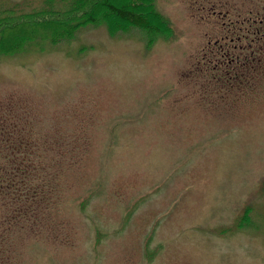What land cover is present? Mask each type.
I'll list each match as a JSON object with an SVG mask.
<instances>
[{"label": "rangeland", "instance_id": "obj_1", "mask_svg": "<svg viewBox=\"0 0 264 264\" xmlns=\"http://www.w3.org/2000/svg\"><path fill=\"white\" fill-rule=\"evenodd\" d=\"M14 6L43 0H0ZM155 7L172 32L152 44L102 23L0 53V130L14 134L0 137V264H264L263 35L254 68L205 93L187 78L235 14L262 30L264 0ZM13 143L43 159H13ZM20 163L40 194L7 227L3 177Z\"/></svg>", "mask_w": 264, "mask_h": 264}, {"label": "trees", "instance_id": "obj_2", "mask_svg": "<svg viewBox=\"0 0 264 264\" xmlns=\"http://www.w3.org/2000/svg\"><path fill=\"white\" fill-rule=\"evenodd\" d=\"M65 7L57 10L53 7L54 0H43V6L24 12L17 6L0 11V53L11 54L23 50L27 45L48 41L58 44L70 40L81 27L104 23L110 34L127 29H137L144 33V39L149 44L157 37L167 38L171 28L155 7V0H63ZM90 4L89 9H81L84 4ZM68 6V7H66ZM9 129L0 130V137L9 141L14 134ZM6 142V143H7ZM9 143V142H8ZM48 145V143H45ZM13 159L19 154L28 156L27 160L41 161V154L46 150L39 145L38 150L31 152L29 144L17 146L11 144ZM14 165L11 170L13 177H3V183L8 181L1 195H12L8 199L12 211L7 214V227L15 226L18 221L34 216L28 204L40 193L30 191L33 176L27 174L31 169L26 163ZM11 174V173H10ZM1 175V172H0Z\"/></svg>", "mask_w": 264, "mask_h": 264}, {"label": "flooded vegetation", "instance_id": "obj_3", "mask_svg": "<svg viewBox=\"0 0 264 264\" xmlns=\"http://www.w3.org/2000/svg\"><path fill=\"white\" fill-rule=\"evenodd\" d=\"M219 14L222 18L227 17L226 13ZM248 19L249 15L240 13L228 19L227 27H219V41H215L213 46L207 42L199 49L195 63L189 64L187 78L194 81L196 76H200L203 82L199 88L203 93L207 89H216L223 77H236L245 66L254 68L258 50L256 45L262 40L261 35L264 38V27L260 31L256 26H245L249 23Z\"/></svg>", "mask_w": 264, "mask_h": 264}]
</instances>
